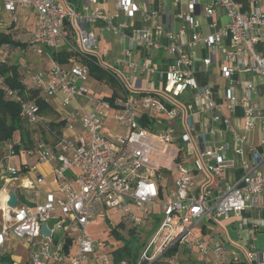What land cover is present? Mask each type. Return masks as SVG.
<instances>
[{
	"label": "built area",
	"instance_id": "2783aa9c",
	"mask_svg": "<svg viewBox=\"0 0 264 264\" xmlns=\"http://www.w3.org/2000/svg\"><path fill=\"white\" fill-rule=\"evenodd\" d=\"M187 1L186 11L175 16L183 22L179 32L167 33L169 43L162 46L153 40L146 27L135 21L136 14L141 11L140 5L148 7L149 0H115L113 14L105 11L99 0H85L81 7L74 0H0V12L8 15L11 25H17L23 10L37 14V25L28 49L47 55L51 65L47 72H42L25 63L23 72L32 89L39 91L42 97L50 99L62 95L64 105L72 108L61 113V122L67 131H73L78 124L83 132L72 137L56 130L51 123H44L40 108L29 98L28 91L20 92L0 75V90L20 106L23 119L32 125L41 124L54 138V149L40 144L30 153L38 156L39 163H56L53 182L61 194H49L46 201L35 203V207L20 202L10 207V194H19L18 190L32 188L34 183L25 181L13 164L18 155L15 143L12 140L3 143L0 210L4 213L0 222V255L6 240L15 237L27 245L31 264H156L178 246L196 249L204 255L213 254L217 264H264V255L253 248H245L242 254L227 259L222 243L206 241L196 228L206 218L227 219L231 214L240 215L258 205L264 192V170H259L264 165V138L261 141L263 151H253L250 165L244 162L246 171L241 180L225 189L218 188L219 196L212 203L206 193L192 191L193 175L181 163L175 132L170 128L154 130L141 122L143 116L159 119L162 113L168 117L181 114V144L191 150L195 148L193 138L199 140L200 167L213 176H223L229 165L224 147H204L205 137L192 134L194 113L214 110V103L211 89L196 79L192 60L176 41L177 36L185 35L187 25L193 30L190 46L202 41L212 56L219 51L220 42L228 38L223 77L233 87L235 75L253 74L262 79L264 93V55L256 50L264 25L261 11L258 9L247 15L234 0ZM216 7L226 9L229 21L213 35L204 36L199 31L195 12L201 8L216 25L212 20ZM153 18L155 15L148 13L146 20ZM118 20L120 23L116 24ZM5 22L1 19L0 26ZM99 23H104L105 29L116 34L131 28L136 46L164 47L169 52L173 63L164 76L165 87L161 93L130 95L115 101L91 96L90 67L77 57H89L99 49V37L91 29ZM66 52L72 56L60 60ZM131 55V50H124L117 63L122 65ZM211 63L212 57L204 61L207 66ZM149 71L154 73L152 68ZM253 89L254 84L247 83L242 97H237L232 90L227 95L231 112L238 107L243 109L246 129L256 124L261 112L252 100ZM188 90L195 92L194 105L186 103L183 97ZM109 115L124 129L123 133L105 134ZM32 170L36 171V167ZM172 175L176 176L175 188L167 191L166 178ZM42 180L37 178L38 183ZM109 210L129 221L132 229L141 227L153 231L133 263L127 259L116 262L114 252L117 249L108 258L102 252L106 243L94 242L89 235V226L96 225L98 217L106 216ZM56 213L60 216L56 217ZM53 219L58 222L51 230V237H46L42 234V225ZM263 224L262 221L255 226ZM0 264L4 263L0 260Z\"/></svg>",
	"mask_w": 264,
	"mask_h": 264
},
{
	"label": "crops",
	"instance_id": "0c3cea01",
	"mask_svg": "<svg viewBox=\"0 0 264 264\" xmlns=\"http://www.w3.org/2000/svg\"><path fill=\"white\" fill-rule=\"evenodd\" d=\"M99 1V5L103 7L105 11L110 14L115 12V0ZM207 1L208 0H203L204 3H207ZM234 1L240 6L243 13L252 15L259 9L264 16V0H257L256 3L252 0ZM74 2L78 7H81L84 5L85 0H74ZM187 3V0H149L148 7L144 4L140 5L141 11L136 14L135 21H137V25L148 29L155 42L165 46L169 43L167 33L172 31L177 34L179 32L183 22L176 19L175 16L180 12L186 11ZM148 13H153L155 18L146 20ZM195 16L200 25L199 31L204 36L213 35L219 27L224 26L229 21L226 9L219 7H216L215 14L212 18L216 25H213L212 21L206 17L201 8L196 10ZM124 20L131 22L127 17H124ZM115 23H120V20ZM91 29L98 35L99 41L103 36L109 35L119 43V47L121 48H117L118 56L114 57L112 64L108 66L104 62V57L109 53V50L106 49L105 54L101 55L99 53V46V49L95 52V55L99 58L98 67L106 73L110 82L105 79H99L91 74L88 82L91 96L106 99L113 98L112 101H115L130 95L137 96L144 95L145 93L154 95L164 90V76L173 63V57L164 47L155 49L147 46H136L132 40L131 28L124 33L116 34L113 31L105 29L104 23H99L92 26ZM192 34L193 30L187 25L185 35L177 36L176 41L182 45L185 53L192 60L196 79L201 85L211 89L214 103V110L194 113L192 134L194 136L205 137V141L202 142L204 147H211L214 145H221L224 147L223 152L229 165L223 176L220 178L213 176L200 167V161L197 156L198 148L201 147L199 140L193 138V140H195V148L191 150H188L181 144V134L183 132L181 114L168 117L166 113H162L160 118L156 119L157 122L154 130L170 128L175 132L176 148L180 151L181 163L189 168L193 175L192 191L195 193H206L210 201L215 203L219 196L218 188L221 187L225 189L227 185L238 183L246 171L244 162H248L250 165L252 163L253 151H263L261 147V141L264 138L263 83L262 79L258 76L250 73H242L235 75V85L232 87L230 81L222 75V67L226 65L225 52L230 43L229 39H223L220 42L219 51L216 55L212 56L211 50L202 41L194 46H190ZM260 34L261 42L256 46V50L264 55V25L260 29ZM127 49L132 51V55L126 59L125 63L119 65L117 60L121 57L122 52ZM211 57L212 63L208 66L205 65L204 61ZM50 65H45L40 68L36 64L39 70L41 69L44 72L49 70ZM150 68L154 69V73L149 71ZM247 83L254 84V89L251 93L252 100L258 105L261 111L256 124L250 129H246L245 127L243 109L238 107L235 112H231L228 109L227 99L228 91L230 90H232L237 97H242L244 94V85ZM31 86L28 87L32 88ZM183 97L186 103L194 105V91H186ZM44 98L49 106L45 112H41L44 123H51L56 130L68 136L74 137L83 134L78 124H76L73 131H67L64 124L61 122V113L64 114V109L58 107V99L60 98L63 101L62 95L50 99ZM49 114L50 116L55 114L58 120L54 119L55 121H53L51 117L48 116ZM108 124H113L112 128L115 132L107 131ZM29 128L30 131L28 132H30V138L26 139V144L28 146H21V151L14 158L13 164L20 170L21 177L25 181L35 183L34 187L27 189L23 188L18 190V193L24 195L26 199L33 203H42L46 201L49 194H54L56 196L61 195L58 186L53 182L56 163L53 161L39 163L38 156L31 154L30 151L35 150L40 144L45 145L46 148L54 149L55 141L41 124H30ZM123 131L124 129L113 120L112 115H109L106 121L105 134L110 136L108 133H112V136H115L118 133H123ZM239 148L241 152H237ZM21 155H25L27 157L26 160L19 158ZM15 163L18 164L15 165ZM33 167H36V171L32 170ZM259 170L263 171L264 165L260 167ZM38 177L43 179L41 183L37 182ZM175 180L176 176L173 175L166 178L167 191L175 188ZM197 180L199 181L198 184H196ZM27 192L28 196L26 195ZM55 215L58 217L60 213H56ZM203 221L205 222H200L196 226L197 231L208 242H221L224 255L227 259H231L235 254H242L245 248H253L258 253L264 255V224L255 226L258 222H264V192L260 195L257 206L247 209L240 215L231 214L229 218L222 220L206 218ZM17 240L20 239L10 237L6 240L3 245L0 260L4 264H31L27 245L22 240H20L22 244ZM73 246L75 248V245ZM184 250L189 249L185 248ZM191 250L203 257V260H205L203 264H217L213 254L204 255L196 249Z\"/></svg>",
	"mask_w": 264,
	"mask_h": 264
},
{
	"label": "rangeland",
	"instance_id": "374dc122",
	"mask_svg": "<svg viewBox=\"0 0 264 264\" xmlns=\"http://www.w3.org/2000/svg\"><path fill=\"white\" fill-rule=\"evenodd\" d=\"M0 18L5 19V23L1 24L0 30L4 32L12 33L15 40L23 43H28L29 39L31 38V33L35 30L37 25V14L34 11L23 10L20 12V20L17 25H11L8 15L3 12L0 15ZM22 27V28H21ZM100 51L101 55L105 54L106 49L109 50V53L105 55L104 62L106 65H111L113 58L118 56L117 48L119 47V43L112 39L109 35H105L100 39ZM121 49V48H120ZM3 59L8 61V64L12 67V69L17 70L19 74H21V79L27 81L29 78H25L22 76V66L25 63L32 64L35 68H42L45 65H50L51 60L48 56L36 54L33 51L29 50L28 48L24 47H8L2 51ZM37 64V66H36ZM39 69V68H38ZM41 70V69H40ZM44 72L43 70H41ZM27 85L30 87L29 80L27 81ZM58 107L62 109H71L72 106H65L62 99H58ZM50 116V114L48 115ZM53 121L58 120L54 115L50 116ZM55 119V120H54ZM60 119V118H59ZM108 124L107 131L108 132H115L112 128V125ZM25 128L27 131H30V128L25 124ZM40 132V131H39ZM120 132V131H118ZM112 136V133H108ZM18 134L15 135V139H17ZM22 160H26L25 155H21ZM18 164V163H17ZM15 163V165H17ZM145 173V169L143 170ZM35 183V182H34ZM199 181H196L198 184ZM34 193V191H33ZM28 196V192L26 193ZM4 211L0 210V217ZM203 223L205 221H202ZM110 227H115L116 232L111 233ZM132 229V224L127 221L125 218L121 217V215L116 214L115 212L109 210L106 211V216L98 217L97 224L91 225L88 228L89 235L91 239L96 242L98 240L104 241L106 243L105 249L102 250L108 258L111 256V252L116 249L121 248L125 240L131 238V243L135 247L137 244L141 245L147 236H151L153 231H146L144 228H139L134 231V236L131 237L130 231ZM57 235H59V230L57 231ZM19 243L20 240H17ZM22 244V243H21ZM182 246L177 247V251L173 257L170 258H162L157 261L156 264H202L205 263L203 257H201L197 252H193L191 249L184 250ZM187 249V248H186Z\"/></svg>",
	"mask_w": 264,
	"mask_h": 264
},
{
	"label": "trees",
	"instance_id": "16d2710c",
	"mask_svg": "<svg viewBox=\"0 0 264 264\" xmlns=\"http://www.w3.org/2000/svg\"><path fill=\"white\" fill-rule=\"evenodd\" d=\"M2 12H0V15ZM3 19V18H2ZM1 20V18H0ZM30 40V39H29ZM28 43H23L15 40L12 33L4 32L0 30V75L4 76L6 83L14 88H17L20 90V92L29 94V98L34 100L39 108L40 111L43 113L47 110L49 107L48 104L45 101V98L41 96L40 92L29 88L28 83L21 79V74L17 72V70L12 69V67L8 64V61L3 59L5 48L8 47H24L28 48ZM54 56V54H53ZM72 56V54L66 52L60 58V60H67L68 57ZM80 61L87 64L90 67L91 74L99 79H105L108 82H110L109 77L106 75L105 72H103L101 69H99V58L95 54H91L89 57L86 55H79L77 57ZM22 76L25 78L27 77L22 69ZM147 94V93H145ZM108 99V98H107ZM109 100H113L109 99ZM141 122L143 125L151 126L153 129L156 127V119L149 118L148 116H143L141 119ZM25 124L29 127V123L23 119L21 115V108L20 106L9 96L3 93L2 90H0V155L2 153L3 143L6 141L12 140L15 143L16 151L17 153H20L21 146L24 145V147H27L26 139L30 138V132L27 131L25 128ZM18 134L17 139H15V135ZM20 143V144H19ZM115 227H110V232H116ZM135 230V229H133ZM131 230L130 234L131 237L134 236V231ZM148 236L144 240V242L141 245H136L135 247L131 243V238L125 240L124 245L117 249L115 253V261L118 262L123 259H127L130 262H135L137 259V256L140 252V250L146 245ZM177 251V247L171 250L169 253L165 255L166 258L173 257ZM203 264V263H202Z\"/></svg>",
	"mask_w": 264,
	"mask_h": 264
},
{
	"label": "water",
	"instance_id": "95a60500",
	"mask_svg": "<svg viewBox=\"0 0 264 264\" xmlns=\"http://www.w3.org/2000/svg\"><path fill=\"white\" fill-rule=\"evenodd\" d=\"M22 203L25 204L29 207H35V203L29 201L28 199H26V197L24 195L21 194H17V193H11L9 196V200H8V205L12 208L16 207L18 205V203ZM58 220L57 219H53L51 221H49L48 223H44L42 225L41 231L42 234L45 235L46 237H51L52 232L51 230L54 228V226L57 224Z\"/></svg>",
	"mask_w": 264,
	"mask_h": 264
}]
</instances>
